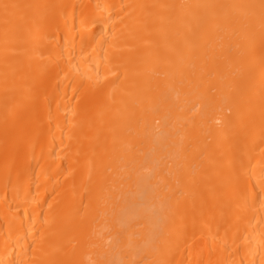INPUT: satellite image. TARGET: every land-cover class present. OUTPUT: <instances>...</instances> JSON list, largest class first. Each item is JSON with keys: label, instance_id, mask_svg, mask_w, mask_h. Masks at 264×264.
Returning <instances> with one entry per match:
<instances>
[{"label": "bare ground", "instance_id": "1", "mask_svg": "<svg viewBox=\"0 0 264 264\" xmlns=\"http://www.w3.org/2000/svg\"><path fill=\"white\" fill-rule=\"evenodd\" d=\"M0 264H264V0H0Z\"/></svg>", "mask_w": 264, "mask_h": 264}]
</instances>
